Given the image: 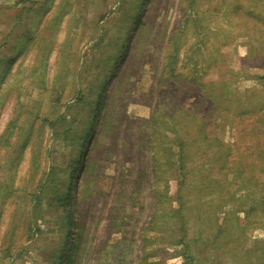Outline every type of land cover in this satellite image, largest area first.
<instances>
[{"label":"rangeland","instance_id":"374dc122","mask_svg":"<svg viewBox=\"0 0 264 264\" xmlns=\"http://www.w3.org/2000/svg\"><path fill=\"white\" fill-rule=\"evenodd\" d=\"M122 173L126 264H264V0H0V264L115 262Z\"/></svg>","mask_w":264,"mask_h":264},{"label":"trees","instance_id":"16d2710c","mask_svg":"<svg viewBox=\"0 0 264 264\" xmlns=\"http://www.w3.org/2000/svg\"><path fill=\"white\" fill-rule=\"evenodd\" d=\"M79 100H81V97L79 98ZM173 120H175L174 117H173ZM44 121H48V120L46 119ZM55 123L56 122H50V125L52 126V128L55 126ZM178 146L181 149V151L178 155L179 167L181 168V172L183 174L184 169H185V167L183 165V161L185 160V158L183 157V145L180 143V144H178ZM154 162H156V161H154ZM156 171H157L156 167H154L153 173H156ZM156 175H157V173H156ZM121 180L122 181L119 184V190H118L117 195H116V201H117L116 204L118 206H117V208H114L112 215H111V218H112L111 224L113 223L112 228H115V231L112 232V235L117 234L119 236L118 238L114 239V243H115L114 247L120 245L121 248L119 249L118 253H115L116 254V261L112 262V263H108V264H113V263L114 264H126L127 261H125L126 257H124V255H126L128 252L129 243L132 244V241L130 239V232H129V223H128L129 217L127 216L128 202H124L123 198L132 199V200H135V198H133L132 195L125 197V195L128 193V191H126L125 185H124V173H122V175H121ZM131 192L136 193V190H133ZM31 220H32V222L35 221L33 217H31ZM155 221H156V217L154 215L152 217L151 223L154 224ZM68 236H69V234H68ZM74 246L75 245L73 244V247ZM120 257H123L124 259L120 260L119 259ZM71 260H72V257H70L69 263L71 262Z\"/></svg>","mask_w":264,"mask_h":264}]
</instances>
